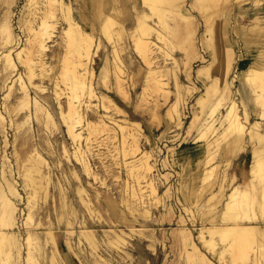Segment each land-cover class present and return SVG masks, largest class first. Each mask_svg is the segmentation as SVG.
<instances>
[{"label": "rangeland", "instance_id": "rangeland-1", "mask_svg": "<svg viewBox=\"0 0 264 264\" xmlns=\"http://www.w3.org/2000/svg\"><path fill=\"white\" fill-rule=\"evenodd\" d=\"M65 1L71 3L75 18L95 36V42H101L93 59L88 62L93 75L84 72V65L77 64L80 54L77 46L66 40L64 28L67 22L60 12L50 14L45 11L42 0H0V22L7 15L13 30L20 37V45L26 44L33 51L34 58L29 63L34 75L29 76L30 70L28 72L25 65L17 62L19 72L27 81L32 96L42 98L43 94L33 83L44 86V95H49L50 102L45 101L44 104L53 110L59 124V128L52 130V134L49 129V133L54 143L55 139H60L63 144L66 140L67 146V151H64L63 144L56 143V156L44 150L50 161L51 175L56 181L60 178L68 188L70 200L61 209L59 188L57 190L51 184L47 188L48 196L39 201L41 211L51 209L52 220L63 243V252L60 251L64 254L59 255V261L51 262L52 244L49 242L46 252L40 256L42 264H192L186 257L182 234L184 227L191 230L199 247L215 264H264V233L247 237L240 244L215 237L214 245L210 246L199 238L200 227L235 220L248 222L246 215L256 216L258 220L254 221V217L251 221L264 228V182L258 177L253 179L255 186L250 193L251 198L232 214L220 216L226 195L234 185L233 175H237L234 162L243 153L250 156L246 165L247 175L237 176L236 181L252 176L250 163L256 139L249 134L250 121L244 115L246 106L233 91L243 81L252 95L254 110L249 111L251 120L260 119L264 132V95L257 103L253 99V91H264V88H257L247 81L245 71L240 74L246 67L243 61L237 64V70L232 71L234 54L228 49L230 47L231 51L240 53L249 48L251 50L246 54L251 57V53L260 52L264 60V13L251 19H237L240 9H243H238V6H251L255 10L261 5L264 7V0H251L249 3L241 0ZM115 9L116 18L127 29L122 35L118 34L120 30L116 25L106 31L102 28L103 13H112ZM144 12L151 15L146 20L154 27L152 31L142 26L135 29L136 16ZM83 16L89 23L84 21ZM43 18L47 22L45 25L41 22ZM240 31L250 34L241 38L238 35ZM39 40H45L47 47L41 55L35 44ZM244 40L247 42L245 46ZM115 46L118 48L116 52ZM92 49L96 50L93 46ZM252 65L264 69L258 62ZM66 66L67 69L82 71L78 74L82 75L87 85L92 86L95 97L89 98L87 93L79 94V99L72 97L73 80L70 72H65ZM8 90L7 86H0V113L6 117L4 123L8 126V137L12 142L18 132L10 125L12 117L4 110ZM52 91L59 92L63 108H67L70 100L74 104L82 101L80 111L88 113L92 122L90 146L86 153L90 174L77 159L79 151L73 150L75 144L52 101ZM89 100H92V108L86 107ZM232 100L238 102L237 109L243 122L228 127V123L222 120ZM173 106L177 110L173 111L174 116L179 113L182 118L180 125L171 114ZM107 111L118 122L126 123L127 128L134 130L135 137H125L119 128L114 132L112 127H103L99 117L104 116L110 122ZM256 111L263 115L255 114ZM206 118L208 121L215 119V126H207ZM131 120L139 122V127L131 124ZM81 143L85 144V141ZM192 145L196 146L195 156L191 155ZM12 147L8 149L9 153ZM142 156L148 158L153 165L152 170L157 173V196L151 194L148 179L143 177L146 169L139 164ZM58 158L60 165L56 163ZM17 165L13 158L10 167L17 171ZM72 166L76 167L89 190L94 209L91 213L85 210L73 191L72 184L76 178L71 174ZM211 169H214L212 176H208L207 171ZM71 198L77 205V217L68 212ZM110 202L114 203L113 208H109ZM53 204L58 205L57 209ZM57 213L64 217L59 220ZM23 218L24 215L20 220L24 221ZM36 218H39L38 213ZM20 220L23 231L25 229ZM81 220L85 222L81 223ZM43 221L41 227L47 228L49 218ZM84 226L94 231L97 246L91 245L79 234ZM131 228L135 230L131 231ZM111 229H124L127 241L122 237H118L120 240L113 237L114 242L113 239L112 243L108 242ZM68 240L72 248L67 245Z\"/></svg>", "mask_w": 264, "mask_h": 264}, {"label": "bare ground", "instance_id": "bare-ground-1", "mask_svg": "<svg viewBox=\"0 0 264 264\" xmlns=\"http://www.w3.org/2000/svg\"><path fill=\"white\" fill-rule=\"evenodd\" d=\"M113 1L114 3H118V0H112L111 2ZM141 1L152 2L154 0ZM242 1L245 3H249L248 1L251 0H241V2ZM42 2L45 5L44 10L49 12L50 14H55L56 12L61 13L63 18L67 22V25L64 28L66 40L67 42H69V44L76 45L77 51L80 54V64H77L79 66L84 65V72L93 75L94 71L93 69H91V67L88 66V62L93 59V55L97 51V48L101 45V42L99 40V42H95V36L89 31L85 30L79 23V21L75 18L73 14L74 9L70 2H67L65 0H42ZM147 3L148 2H146V4ZM149 4L151 5V3ZM116 9L112 13H103L101 18L102 28L106 31L107 28L114 27L116 25L120 30L118 34L122 35L123 32L127 31V29L124 27L123 22L118 21V19L116 18ZM79 13H82V11ZM148 16L151 15L146 12L139 14L138 17L136 16L137 21L135 29L138 26H142V28L146 27L145 29H151L152 31V28L154 27L149 22L147 23L146 19L148 18ZM44 19L45 18L41 20L43 25L47 23L46 20L44 21ZM83 19L86 23H89L85 16H83ZM131 33L132 32H130V34ZM132 36H134L133 38L136 37L135 35ZM0 41V86H7V88L9 89L5 95L7 101H5L3 105L4 110H6V112H8L12 117H10V125L13 128H17L18 132V134L14 135V140L11 142L10 138L8 137V126L6 127V123H4L6 117L1 112L0 164L2 167H0V264H42L40 256L44 252H46V244H48L49 242H51L52 244L50 261L55 263L56 260L59 261V255L63 254L60 251L62 250L63 246L62 239L56 231L55 224L52 220L51 209L50 211L46 212L41 211L42 207L39 201L48 196L47 188L51 184L54 185V188H59V199L61 201L59 202V206L61 207V209L62 207H64V204H67L68 200H70L68 188L64 186L60 178H58V180L56 181L51 175L53 173H51L52 169L50 166V161L44 154V150H46L52 156H56L55 144H60L61 141L60 139H55L56 143H54V139L51 138V134L53 133V131L59 128V124L53 110L48 107L47 104H44L45 101L49 102V95H44L46 93L44 86H42L38 82L33 83L34 86L38 87L39 90L43 92V94L42 98H40L41 96L38 97L37 95L32 96L27 81H25L23 74L19 72V65L17 64V62L25 65V67L28 68V72L30 70L29 76L34 75L33 70L30 69L31 66L29 63V61L34 58L32 57L33 51H31L29 47H26V44L24 46L20 45V37L15 32V30H13V26L7 15L0 22ZM35 44L38 47L37 52L39 53V55H41V53H44L47 48L46 41L39 40ZM92 46L96 48V50H91ZM114 49L116 52L118 48H116L115 46ZM75 66L78 67L77 65ZM67 68L68 67L66 66L65 72H70L73 80L72 88L74 92L72 93V97H76L79 99V94L81 93H87L89 98L95 97L96 92L93 90L92 86L87 85V82L81 78L82 75L78 74V72L82 73V71H79L78 69L71 68V70ZM24 75H26L25 72ZM247 81H249L253 86L257 88H264V70L252 67L248 71ZM51 95L53 97L52 101L54 102V105L58 110L60 118L67 126V134L75 144L73 150L76 149L79 151L77 153V159L81 162L84 170L88 174H90V165L89 162L86 161V153L90 146V126L92 122L91 120H89L88 113H86V111H80L79 106L82 105V101L74 104L72 103V100H70L67 108L65 109L63 108V104L59 98V92L52 91V94H50V96ZM261 95H264V91H259L258 89L255 90L256 102ZM110 101L113 102L114 105H116L119 109H121V107L116 102H114L113 99H111ZM91 103L92 100H89L86 107L92 108ZM237 107L238 102L236 100H232L226 113L223 115L222 122H226V124L228 123V127L237 126L242 124L243 122ZM175 110L176 106H173L172 111L170 110L172 116H174L173 111ZM107 113V120H109L113 125H111L110 122H107L104 116H101L99 117V121L100 124H103V127L107 129L108 127H112L111 129L114 132H116V129L119 128V130H121L122 132L121 134H123L125 137L129 135L130 137L132 136V138L135 137L136 133L134 132V130L127 128L126 123L118 122L117 119L112 116V113L110 114L109 111H107ZM255 114L261 115V113H259L258 111H256ZM244 115L246 119L250 121L249 134L252 138L256 139V141L254 142L256 146L252 148L253 156L250 163V173L252 172V176L239 182L236 181L237 175L233 178V181L236 182L234 183L230 192L226 195L224 205L220 209V216L227 214L230 215L232 214L233 210L246 203L245 201H247V199L250 197V193L255 186L253 183V179L255 177L262 179V181L264 182V149H262L264 148V132L261 130V121L257 118H253V120H251L249 111L246 108L244 111ZM19 118H21V120ZM175 119L178 125L183 122L179 113L175 117ZM205 121V124L207 126L210 125V128L215 126V119H210V121H208V119L206 118ZM130 123L139 127V122L137 121L131 120ZM49 129H51V134L49 133ZM87 129L89 135H85ZM112 134L111 136H114ZM37 135L38 137H36ZM83 140L85 141V144L81 143ZM257 143H263V145H257ZM61 144H63V141L61 142ZM65 144L66 140L63 144V150L67 151V146ZM11 145L13 146V150L11 153H9L8 149L11 148ZM136 147L138 148V145H136ZM257 153H259V156H256ZM77 154H75V156ZM13 158H15L18 164L17 171L14 168L10 167ZM60 161V158H58V162L56 163L60 165ZM139 164L146 169L145 173H143V177L148 179V183L150 184L152 190L151 194L157 196L158 189L155 185L157 173H155L154 169L152 170L153 165L149 163L148 158H145L143 156L141 157ZM213 167L215 169V166ZM213 170L211 169L209 172L207 171V175L212 176ZM70 171L71 174L76 178L74 185L72 184L73 191L75 192V194H77V197L80 200L81 204L84 205L85 210L90 213L93 212L94 209L92 206V199L88 188L80 179L79 172L77 171L75 166L70 167ZM262 193V201L264 203V192ZM52 194L54 196V193ZM109 204V208H113L114 203L110 202ZM53 206H55V209H57L58 207L57 204H53ZM68 212H70L72 215H75L76 217L78 216L77 205L75 203V200L72 198L70 211ZM214 212L215 211L213 210L212 213L214 216H216ZM37 213L39 214V218H36ZM23 215L24 221L20 220L21 216ZM57 217L60 220L64 217V215H60V213H57ZM245 217H248V222H240L234 219L235 221L232 223H220L202 228L200 227L199 238L203 243L207 242L210 246L214 245L215 237H220L223 240L231 239L234 241H238V244H240L247 237H252L258 233H264V228L261 224L253 223V221H251V219L253 220L254 217V221L258 220L256 216L251 217L246 215ZM44 218H49V221H47L49 222V226L47 228L41 227V225L44 224ZM19 220L21 221L22 226L25 229L23 231L21 230V224ZM84 222L85 220H81V223ZM52 224H54V226H51ZM84 227L85 228L81 229L79 232V234H81V237L83 236L84 238H86L91 243V245L97 246L94 231L87 226ZM134 230V228H131V231ZM182 230L183 239L185 241V248L187 251V260L192 264H202L203 262H206L207 264H215L199 247V245L195 241V238L193 237V233L191 232V230L188 227H184L182 228ZM111 231L112 232L109 234L110 236L108 238V242H111L113 237H122L125 241H127L126 237H124L126 233L124 229H111ZM208 234H211L210 238ZM118 239L120 240V238ZM114 240L115 239H113L112 241L114 242ZM67 245L72 248L69 240L67 241ZM35 257L37 259H35Z\"/></svg>", "mask_w": 264, "mask_h": 264}, {"label": "crops", "instance_id": "crops-1", "mask_svg": "<svg viewBox=\"0 0 264 264\" xmlns=\"http://www.w3.org/2000/svg\"><path fill=\"white\" fill-rule=\"evenodd\" d=\"M239 8H243V9H240L239 14L237 15L238 20L251 19L252 17H256V16L260 15L261 13H264V10H263L264 7L262 5L260 8H257L255 10L251 6H245V7L238 6V9ZM250 14H252V15H250ZM248 34H250V33H243L242 31H240V33L238 35L242 38L244 36H247ZM238 41H240V39H238ZM243 44L245 46L247 44V42H245V40H244ZM228 49L230 50V52H232L234 54V57L232 59V71L237 70L236 66L238 63H241L243 61V64H246V67L243 70H241V72H240V74H242L243 71H245V79L246 80H247L248 71L252 67L262 69L260 67L254 66L252 64L258 62L259 65L264 67V62H263L264 60L261 58L260 52L256 53V54L251 53V57H250L248 54H246V51L248 52L251 50L249 48L243 49L240 53H237V51H233V50L231 51L230 47H228ZM261 50L262 49H260V51ZM262 70H264V69H262ZM244 82L245 81L240 83V85L237 86L236 90H233V91H236V93L238 95L237 97L239 99H241V101H243V104H244V106H246L247 110L253 111L254 105L252 104V99H251L252 95L249 92L250 90H249L248 86L244 85ZM253 99H254V103H257L255 100V90L253 91ZM190 149L192 150L191 155L195 156L196 155V146L192 145L190 147ZM189 152H190V150H189ZM184 154H186V153L184 152ZM249 159H250V156L249 155L246 156L245 153H243V155L241 157L236 158V161L234 162V164H235L234 166L236 168H234L235 170L234 169L233 170L235 171V173H237V176L241 175L243 177V176L247 175L248 168L246 167V165H247ZM234 177H236V175L235 176L233 175V178ZM233 178H232V181H233Z\"/></svg>", "mask_w": 264, "mask_h": 264}]
</instances>
